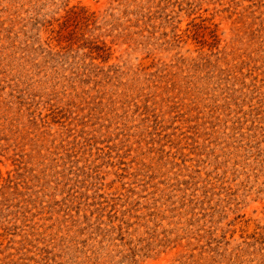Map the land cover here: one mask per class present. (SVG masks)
Returning a JSON list of instances; mask_svg holds the SVG:
<instances>
[{"label":"rangeland","instance_id":"374dc122","mask_svg":"<svg viewBox=\"0 0 264 264\" xmlns=\"http://www.w3.org/2000/svg\"><path fill=\"white\" fill-rule=\"evenodd\" d=\"M0 264H264V0H0Z\"/></svg>","mask_w":264,"mask_h":264}]
</instances>
